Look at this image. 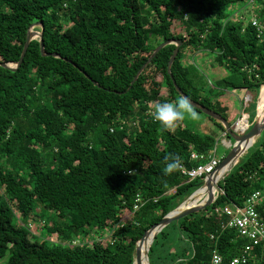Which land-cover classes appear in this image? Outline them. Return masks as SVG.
<instances>
[{
  "label": "trees",
  "instance_id": "trees-1",
  "mask_svg": "<svg viewBox=\"0 0 264 264\" xmlns=\"http://www.w3.org/2000/svg\"><path fill=\"white\" fill-rule=\"evenodd\" d=\"M248 1L0 0V63H17L34 24L60 57L41 56L35 38L15 71L0 68V260L133 264L142 234L202 185L165 175L166 158L191 167L189 153L209 154L215 138L148 114L180 97L166 71L174 45L127 88L159 44L178 40L175 84L232 127L229 95L256 101L264 83V0H252L261 35L232 16ZM205 67L217 74L207 86L196 81ZM217 186L211 205L155 235L150 264H209L213 252L229 264L240 253L246 243L222 230V208L260 191L264 221V131ZM252 257L264 264V244Z\"/></svg>",
  "mask_w": 264,
  "mask_h": 264
},
{
  "label": "water",
  "instance_id": "water-1",
  "mask_svg": "<svg viewBox=\"0 0 264 264\" xmlns=\"http://www.w3.org/2000/svg\"><path fill=\"white\" fill-rule=\"evenodd\" d=\"M39 26V24H34L32 26L29 27L27 33H26V37H25V42L22 48V52L20 54V57L17 61V63L13 64V63H0V68L6 69V70H10V71H15L21 64V62L23 61V58L26 54L28 45L30 43L31 40L35 39V36H37V38L39 39V52L40 55L43 57H53V58H60L58 54L55 53H46L44 51V47H43V41H42V35H41V31L37 32V31H32V28ZM168 45H174V50L169 58V61L167 63V67H166V71L167 74L169 76V78L171 79L173 88L175 90V92L179 95V96H183L188 98L180 89L179 87L175 84L172 76H171V66L172 63L175 60V57L178 53L179 48L181 47L182 43L178 40H167L162 42L161 44H159L150 54V56L147 58L146 62L140 67V69L137 71V73L135 74V76L133 77L129 87L127 88V90L130 89L131 85L137 80V78L139 77V75L142 73V71L144 70V68L150 63V61L154 58V56L165 46ZM64 61L71 63L70 61L63 59ZM84 76L86 78H88V76L86 74H84ZM89 79V78H88ZM92 84L96 87H98V85L94 82L91 81ZM262 94L263 98H264V83L261 86V89L259 91V95ZM258 95V96H259ZM188 100L190 101L192 107L195 110L200 111L202 114H204L207 117H210L214 120H216L217 122H219L221 124V126L223 127L224 132L226 133V136L228 139H230L231 142L228 141L229 143V152L226 156H224L219 164L217 165L216 169L214 170V172L210 175H208L203 181H202V185L195 190L185 201H183L177 208H175L174 210H172L171 212H169L166 216H164L158 223L152 225L150 228H148L141 236V238L136 242L135 245V253H134V261L133 264H143V262H146V264H150L148 261V250L149 247L155 237V235L160 232L165 226H167L168 224H170L171 222L174 221H178L188 215H191L193 213L199 212L201 210H203L204 208H206L207 206L211 205L214 200L216 199V197L219 194V188L218 186L216 187V190L213 192L212 191V183L216 181V179H218V173L219 171L229 165L230 168L229 170L226 172V174L231 170V168L233 166H235L238 163L239 158H241L246 151L256 142V140L260 137L261 133L264 131V110L263 113L261 115V117L258 119L257 118V110H256V115H255V119H254V123L252 124V126L250 127V129L243 135L238 134L235 130V128L230 127L228 125V123L222 118L220 117L218 114L214 113L213 111L197 104L196 102L192 101L191 99L188 98ZM257 109V108H256ZM224 177V176H223ZM223 177L221 179H223ZM220 179V180H221ZM219 180V181H220ZM218 181V182H219ZM202 188H205V193L201 199V201H199V203L197 205H193V206H185L184 208H181L182 204L186 203L187 201H190L193 196ZM151 236L150 238V244L149 247L146 248V250L143 252L141 250V246L144 242H146L147 237Z\"/></svg>",
  "mask_w": 264,
  "mask_h": 264
},
{
  "label": "built area",
  "instance_id": "built-area-1",
  "mask_svg": "<svg viewBox=\"0 0 264 264\" xmlns=\"http://www.w3.org/2000/svg\"><path fill=\"white\" fill-rule=\"evenodd\" d=\"M245 6H247L248 10L250 11V17L248 21L244 22V20L246 19L244 18V16L238 14L239 11L234 12L233 16L236 18L238 17L236 19L237 22L240 21L243 24L249 23L255 29L258 36L261 35L263 28L258 23L257 17L253 12L252 0H249ZM250 100L251 97L247 95L243 100L244 105L248 104ZM148 114L152 115V112L150 111L148 112ZM244 116H246L247 123L249 125L248 115L246 113H243L242 111L241 116L233 124L232 128L234 127L236 130L238 122L242 120ZM222 136L227 137L225 132L222 133ZM223 143L225 145L224 141ZM189 162L194 165L191 167H187L184 164H181V166L177 169L179 171V174L187 181L200 179L203 181L208 175L214 172L220 160H217L215 158L214 150H212L207 155L198 154L194 151H191L189 153ZM174 192L175 189L170 190L171 194H173ZM261 201L262 194L260 191H256L251 193L250 196L245 199L242 205L238 206L231 204L222 208L223 215L227 217V222L222 226V230H234L237 236L243 239L246 243L240 253L230 260L229 264H248L249 260L253 258L252 252L254 248L264 244V221L258 211V208L261 206ZM209 264H222L221 256L218 253L213 252Z\"/></svg>",
  "mask_w": 264,
  "mask_h": 264
},
{
  "label": "rangeland",
  "instance_id": "rangeland-1",
  "mask_svg": "<svg viewBox=\"0 0 264 264\" xmlns=\"http://www.w3.org/2000/svg\"><path fill=\"white\" fill-rule=\"evenodd\" d=\"M238 11H239L238 14L241 16H244V18L246 19L244 20L243 18L244 22L248 21L250 17L249 15L250 11L248 10V7L244 6ZM237 18L234 17L233 19L236 20ZM32 31H36L35 27L32 28ZM35 38H37V36H35ZM189 64H191V62H189ZM199 68H201V66H199ZM196 74H197V80H196L197 84L202 83L203 85H206V86L209 85L210 83H213L217 78L216 71L211 70L209 67L203 68L202 71L198 70ZM247 95L251 97L252 92L237 91L235 94L229 95L230 102L228 104L230 107V111L231 113L233 112L236 114V116H234L233 119L229 118V122L231 124H234L237 121V119L241 116L242 111L243 113L245 112L248 115L249 127H251L252 124L254 123L255 118H253V114L256 111V107H254V104L256 106V101H254V98L252 96L253 100L251 99V101L248 104L244 105L243 100L245 99ZM197 114L198 116L195 119L186 116L185 119L181 120L183 126L191 129L194 133L199 134V135H205V134L213 135L215 138V142L213 146V150L215 152V158L217 160H221L229 152L228 141L231 143L232 141H230V139H228L227 137L222 136L221 131L219 130V128H217L214 121L208 119L202 113L197 112ZM223 141L225 142V145L227 147L224 145ZM37 230H40V229L38 228ZM0 264H6V257L0 260Z\"/></svg>",
  "mask_w": 264,
  "mask_h": 264
},
{
  "label": "clouds",
  "instance_id": "clouds-1",
  "mask_svg": "<svg viewBox=\"0 0 264 264\" xmlns=\"http://www.w3.org/2000/svg\"><path fill=\"white\" fill-rule=\"evenodd\" d=\"M186 116L195 119L198 114L188 98L183 96L174 100L157 101L152 108V119L159 122L162 128H173L178 121L185 119ZM166 160L167 163L163 167L165 175L172 173L181 166L178 157L170 156Z\"/></svg>",
  "mask_w": 264,
  "mask_h": 264
},
{
  "label": "bare ground",
  "instance_id": "bare-ground-1",
  "mask_svg": "<svg viewBox=\"0 0 264 264\" xmlns=\"http://www.w3.org/2000/svg\"><path fill=\"white\" fill-rule=\"evenodd\" d=\"M256 110H257V118L259 119L263 113L264 110V98L263 95L260 94L256 100ZM248 128V123H247V119L246 116H244V118L242 120H240L236 126V130L239 134L243 135L245 134L244 132L247 130ZM230 166L227 165L225 167H223L219 173H218V179H216L215 182L212 183V191L214 192L216 190L217 187V183L218 181L226 175V172L229 170ZM205 193V188H202L201 190H199L190 201H187L186 203L182 204L181 208H184L185 206H193V205H197L199 203V201L202 199L203 195ZM150 238L151 236L147 237L146 242H144L141 246V250L144 252L146 250V248L149 247L150 244ZM143 264H146V262H143Z\"/></svg>",
  "mask_w": 264,
  "mask_h": 264
}]
</instances>
